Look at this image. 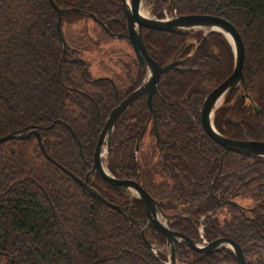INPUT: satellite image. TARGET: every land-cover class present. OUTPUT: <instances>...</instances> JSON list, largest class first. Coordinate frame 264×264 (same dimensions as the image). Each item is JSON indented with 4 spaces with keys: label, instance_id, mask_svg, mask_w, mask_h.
I'll list each match as a JSON object with an SVG mask.
<instances>
[{
    "label": "trees",
    "instance_id": "16d2710c",
    "mask_svg": "<svg viewBox=\"0 0 264 264\" xmlns=\"http://www.w3.org/2000/svg\"><path fill=\"white\" fill-rule=\"evenodd\" d=\"M54 2L67 10L61 20L65 57L48 0H0V138L37 131L57 164L35 138L0 145V264H164V252L155 255L142 241L136 222L146 219L141 201H133L132 223L88 197L61 169L85 178L108 115L145 76L133 56L121 62L109 52L95 61L104 38H90L86 22L113 38L85 13L123 34L121 0ZM172 9L178 16L220 17L236 28L245 50V89L226 97L214 126L233 140L264 142V0H172ZM79 23L85 39L71 42L63 26ZM143 35L155 62L176 58L178 64L162 75L152 116L140 98L116 121L109 173L135 181L161 203L172 217L170 230L200 242L202 224L208 243L228 238L241 247L246 264H264V159L225 152L200 124L205 97L233 70L231 46L215 32ZM88 184L108 201L125 199L96 172ZM152 236L165 246L161 235ZM178 253L184 264H236L230 250L197 253L182 244Z\"/></svg>",
    "mask_w": 264,
    "mask_h": 264
},
{
    "label": "water",
    "instance_id": "95a60500",
    "mask_svg": "<svg viewBox=\"0 0 264 264\" xmlns=\"http://www.w3.org/2000/svg\"><path fill=\"white\" fill-rule=\"evenodd\" d=\"M48 1L57 14V36L62 45V55L65 57L67 43L62 35L61 20L62 15L65 14L67 10L60 9L54 0ZM121 2L124 12V19L126 21V35H114L110 33L105 24L100 22L93 14H85L88 15L92 20L96 21L111 38H126L129 40L140 69L146 70V78L142 85H140L136 90L128 95L122 102L118 103L108 115L102 132L96 143L93 164L86 173L85 178H77L73 174L67 172L65 169H61L77 185H79V187L86 193L88 197L99 201L101 204L117 213L123 212V210L127 207H122L121 205H117L106 200L98 193L96 189L92 188L88 184V179L93 172H96L104 182L108 183L117 192H121L127 194L128 196L134 197L135 199L141 200L145 207L147 227L153 229L157 235L163 236L165 245L169 251L167 262L164 264H182L178 253V246L182 244H185L191 250L198 253L213 254L215 252H221L225 249H228L236 257L237 264H246L243 250L239 245L230 239L219 238L205 246H200L182 233L171 231L168 227V222L172 217L166 216L164 214L162 211L163 205L155 201L136 182L118 180L114 178L109 173L106 163L104 162L105 158L106 160L108 159V146L114 131L115 123L120 115L129 109L138 98L143 96H147V104L149 111L151 112L152 99L153 96L158 92V85L161 75L173 69L178 64L177 61L172 60L171 62L161 66L152 60L146 50L142 36V29L173 35H184L193 31H202L204 34L215 32L224 36L226 41L231 46L234 58V66L229 77L206 96L200 112L201 129L216 145L221 147L227 153L241 155L251 160L264 159V142L233 140L220 134L214 126V114L223 104L226 97L236 88L243 86L245 89V78L243 74L245 50L242 39L236 28L220 17L209 15H186L177 16L173 19H150L140 15L139 13L141 0H133L131 6L128 5L126 0H121ZM227 35L230 36L229 38L231 40ZM96 80L98 79H95L94 81ZM114 89L116 90L115 86ZM31 138H35L37 145L45 158L57 166V164L45 154L42 137L37 131H31L26 134H8L0 138V145L11 140H28ZM137 149L138 143L136 145V151ZM210 215L211 213H209L208 216ZM161 219H164V222H162ZM142 224H145V222L143 221ZM141 236L143 243L155 255H157L160 251L148 240L145 229L141 230Z\"/></svg>",
    "mask_w": 264,
    "mask_h": 264
},
{
    "label": "flooded vegetation",
    "instance_id": "af4514ba",
    "mask_svg": "<svg viewBox=\"0 0 264 264\" xmlns=\"http://www.w3.org/2000/svg\"><path fill=\"white\" fill-rule=\"evenodd\" d=\"M132 1L133 0H126V2L128 3V5H130L131 6V3H132ZM161 1H164V6L162 7V8H159V4H160V2ZM122 3V2H121ZM144 4H148L149 6H150V13H151V16H150V13H148L145 9H144ZM122 5V4H121ZM169 8H172V0H166V2H165V0H141V3H140V8H139V13H140V15H142V16H144V17H147V18H150V19H159L157 16H159V15H163L162 17H161V19H159V20H163V19H173V18H175V17H177L178 15H177V13H176V11L175 10H171L170 12H168V9ZM122 13H123V18H124V12H123V8H122ZM124 21H125V19H124ZM144 31H147L146 29H142V36H143V40H144V35H143V33H144ZM126 33H127V31H126V21H125V33H123V35H126ZM119 35V34H118ZM115 39V38H114ZM120 39H125L126 40V42L128 43V45L131 47V45H130V42H129V40H127L126 38H120ZM144 43H145V40H144ZM192 44H193V46H194V48L197 46V43H195V42H192ZM145 46H146V44H145ZM132 48V47H131ZM146 50H147V48H146ZM132 51H133V49H132ZM147 53H148V50H147ZM149 55V54H148ZM131 56H133L134 57V59H135V61H136V63H137V60H136V57H135V55H134V52H132V55ZM150 56V55H149ZM151 58V57H150ZM153 60V59H152ZM172 60H175V61H177L176 60V58H173V59H171V60H169L167 63H169V62H171ZM178 62V61H177ZM157 63V62H156ZM166 63V64H167ZM137 65H138V63H137ZM160 65V64H159ZM165 65V64H164ZM161 66H163V65H161ZM138 68L140 69V67H139V65H138ZM142 70V69H141ZM172 70V69H171ZM145 71V76H144V78H143V80H142V82H141V84L140 85H142V83H143V81L145 80V78H146V70H144ZM170 71V70H169ZM168 72V71H167ZM166 73V72H165ZM163 75V74H162ZM162 75H161V77H162ZM228 78V77H227ZM226 78V79H227ZM161 79V78H160ZM160 83V82H159ZM139 85V86H140ZM138 86V87H139ZM137 87V88H138ZM136 88V89H137ZM135 89V90H136ZM237 89V88H236ZM235 90V89H234ZM233 90V91H234ZM158 93V92H157ZM156 93V94H157ZM232 93V92H231ZM230 93V94H231ZM131 94V93H130ZM129 94V95H130ZM156 94L153 96V99H154V97L156 96ZM126 98V97H125ZM124 98V99H125ZM140 98H144L145 99V103H146V107H147V110H148V113H149V115H153V113H154V110H153V107H152V111L150 112L149 111V108H148V104H147V96H143V97H140ZM140 98H138L137 100H139ZM206 98V97H205ZM123 99V100H124ZM153 99H152V105H153ZM123 100H121L120 102H122ZM136 100V101H137ZM135 101V102H136ZM204 101H205V99H204ZM204 101H203V103H204ZM120 102H117V104L118 103H120ZM134 102V103H135ZM133 103V104H134ZM224 103V102H223ZM132 104V105H133ZM131 105V106H132ZM117 106V105H116ZM130 106V107H131ZM202 106H203V104H202ZM222 106V105H221ZM220 106V107H221ZM219 107V108H220ZM218 108V109H219ZM201 109H202V107H201ZM201 109H200V112H201ZM124 113V112H123ZM121 116V115H120ZM118 120V119H117ZM200 124H201V122H200ZM29 133V132H28ZM24 134H26V133H24ZM20 141H23V140H20ZM135 154H136V152H135ZM101 178V177H100ZM102 179V178H101ZM126 181H129V180H126ZM133 182H135V181H133ZM106 183V182H105ZM108 184V183H107ZM140 186V185H139ZM141 187V186H140ZM116 191V190H115ZM145 191V190H144ZM117 192V191H116ZM118 193H120V192H118ZM122 194V193H121ZM123 195H124V197H125V199L124 200H122L121 202H119V203H115V202H112V203H114V204H117V205H121L122 207H127V208H125L124 210H123V212H121L122 214H125L126 215V217L132 222V223H134L135 221L131 218V216H130V211L131 210H133L134 209V203H133V201L134 200H138V201H141V200H139V199H135L134 197H131V196H127V194H124L123 193ZM214 198V200L216 201V203H217V207L218 206H220L221 204L219 203V201H218V199L217 198H215V197H213ZM111 202V201H110ZM142 202V201H141ZM245 205L247 206L248 205V203H245ZM216 207V208H217ZM144 210H145V207H144ZM216 210V209H215ZM215 210L213 211V212H215ZM162 211H163V207H162ZM217 211V210H216ZM213 212H211V214H213ZM165 214V213H164ZM145 215H146V212H145ZM209 215V213L206 215V216H208ZM167 216V215H166ZM205 216V217H206ZM205 217H203L202 219H201V222H202V220L205 218ZM172 219V218H171ZM145 222V224H142V222ZM143 221H136L139 225H140V227H141V230L142 229H145L146 230V232H148V231H150V233H151V235L154 233L155 235H157L156 234V232L153 230V229H151V228H149V227H147V217H146V219L145 220H143ZM161 221L162 222H164V219H161ZM171 221V220H170ZM169 221V222H170ZM169 222H168V227H169ZM172 231V230H171ZM175 232V231H174ZM148 234V233H147ZM184 235V234H183ZM203 235H204V226L201 224L200 226H198V236H199V239H200V242H196L198 245H200V246H205V245H207V244H209L205 239H204V237H203ZM153 237V239L155 240V238H154V236H152ZM163 237V236H162ZM217 239H219V238H217ZM216 239V240H217ZM226 239H228V238H226ZM149 240V239H148ZM150 241V240H149ZM156 241V240H155ZM215 241V240H214ZM213 242V241H212ZM211 243V242H210ZM185 245V244H184ZM164 247H166V245L164 246ZM189 248V247H188ZM190 249V248H189ZM165 250V249H164ZM191 250V249H190ZM225 250H228V249H225ZM193 251V250H192ZM224 251V250H223ZM163 252V251H162ZM195 252V251H194ZM222 252V251H221ZM198 253V252H197ZM215 253H219V252H215ZM164 254H165V256H166V258L168 259V255H169V253L167 254V252H166V250H165V252H164ZM234 255V254H233ZM235 257V256H234ZM236 258V257H235ZM182 262V264H184V262L183 261H181ZM236 264H237V260H236Z\"/></svg>",
    "mask_w": 264,
    "mask_h": 264
},
{
    "label": "rangeland",
    "instance_id": "374dc122",
    "mask_svg": "<svg viewBox=\"0 0 264 264\" xmlns=\"http://www.w3.org/2000/svg\"><path fill=\"white\" fill-rule=\"evenodd\" d=\"M144 9L150 13V6L148 4H144ZM151 16V13H150ZM87 27L89 28V37L92 39H101L104 38L103 42L101 43L99 49L96 50V57H95V61H100V60H104V54L103 53H109V52H115L116 55L119 56V60L121 62H127V57L132 55V48L128 45V43L126 42L125 39H107L105 37H102L99 29L97 28V26H95L93 24V22L87 21L86 22ZM83 24L79 23V24H74V25H64L63 26V33L66 37H69V40H71V42H73V39L76 38H80L82 41L85 39V35L83 34ZM82 30V33H81ZM76 34V35H75ZM70 37H74L73 39H70ZM80 39H78V41H81ZM79 44H85L83 42L78 43ZM91 47L89 46V48L85 45L83 46V49H90ZM128 55V56H127ZM119 61V62H120ZM92 65H96L95 63H93ZM97 66V65H96ZM94 74L95 75H102L104 73L99 72L97 69H94ZM104 162L106 163V158L104 159ZM147 236L149 238V240H151L150 242L152 244L155 245V247L159 250V251H163L167 252V254L169 253L167 247H159L156 243V241L153 239L150 231L147 232ZM165 249V250H164Z\"/></svg>",
    "mask_w": 264,
    "mask_h": 264
},
{
    "label": "bare ground",
    "instance_id": "6f19581e",
    "mask_svg": "<svg viewBox=\"0 0 264 264\" xmlns=\"http://www.w3.org/2000/svg\"><path fill=\"white\" fill-rule=\"evenodd\" d=\"M101 22V21H100ZM177 36V35H176ZM228 36V38L230 37L229 35H227ZM230 39V38H229ZM231 40V39H230ZM43 154V153H42ZM95 200V199H94ZM99 202V201H98ZM100 203V202H99Z\"/></svg>",
    "mask_w": 264,
    "mask_h": 264
}]
</instances>
